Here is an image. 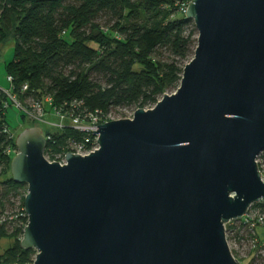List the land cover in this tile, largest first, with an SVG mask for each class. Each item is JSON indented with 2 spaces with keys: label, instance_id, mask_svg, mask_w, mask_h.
Returning <instances> with one entry per match:
<instances>
[{
  "label": "water",
  "instance_id": "95a60500",
  "mask_svg": "<svg viewBox=\"0 0 264 264\" xmlns=\"http://www.w3.org/2000/svg\"><path fill=\"white\" fill-rule=\"evenodd\" d=\"M198 32L180 85L98 148L48 162L42 128L18 134L33 264H242L225 225L264 204V0H190Z\"/></svg>",
  "mask_w": 264,
  "mask_h": 264
},
{
  "label": "trees",
  "instance_id": "16d2710c",
  "mask_svg": "<svg viewBox=\"0 0 264 264\" xmlns=\"http://www.w3.org/2000/svg\"><path fill=\"white\" fill-rule=\"evenodd\" d=\"M182 1L189 0H0V46L14 42L6 65L13 92L21 102L31 96L43 101L47 112L57 108L75 115L155 106L177 90L197 46L198 32L180 11ZM6 99L0 88V102ZM7 112H0V196L10 203L21 195L24 202L26 186L3 179L12 160L4 151L17 149L4 132L5 124L14 130ZM20 116L36 124L21 111ZM44 134L52 136L48 146L55 149L79 136L71 128ZM23 233L0 226V240H11L0 264L33 261L36 250L21 247Z\"/></svg>",
  "mask_w": 264,
  "mask_h": 264
},
{
  "label": "built area",
  "instance_id": "2783aa9c",
  "mask_svg": "<svg viewBox=\"0 0 264 264\" xmlns=\"http://www.w3.org/2000/svg\"><path fill=\"white\" fill-rule=\"evenodd\" d=\"M189 1L180 2V11L184 14L186 13ZM8 80L11 84V89H2V91L6 94V100L0 102V112L6 113V111L10 108V106L15 105L21 112H23L26 117L33 122L39 124H49L53 125L59 130H64L67 128H71L73 131L79 134V136H70L67 138L65 144L60 148L55 149L52 145L48 146V140H52L51 135H47V147L44 150L45 159L52 162H59L61 165L67 164L66 155L71 152L74 154H80L82 156L88 155L94 150L98 148V136L92 131H98L100 124L106 123V116L108 112L102 110H96L95 112L88 114H70L67 112H62L60 109L55 108L53 113L47 112L43 101L39 99H35L34 97H29L25 102H21L17 97V94L13 92V78L8 76ZM28 90V85L25 84L23 86V91ZM52 99L49 95L45 97V102L51 103ZM136 111V110H135ZM133 112V116L134 113ZM55 114L59 118L58 123H52L48 120L46 115ZM133 116L131 118H133ZM70 121L66 123L65 121ZM4 132L10 134V137L13 138V131L10 129L8 125H4ZM4 153L7 156L12 157L13 154H17V149L8 146ZM259 171L261 173V179L264 181V150L260 152L256 159ZM12 203V204H11ZM252 206L247 214L239 219H244L245 226L248 227L249 231L252 234L255 232L259 226H264V211L256 210ZM231 222L225 225L226 227V238L231 248V240L230 233H233L234 228L230 225ZM28 224V216L25 211V206L23 202V198L21 195L16 197H12L10 203L5 200L2 196H0V226H3L5 230L11 231L16 228H23ZM255 242V249H264V241H253ZM252 242V243H253ZM254 244V243H253ZM258 247V248H257ZM35 260V256L33 261L30 264H33ZM259 261L258 255L252 258L250 264H257ZM264 264V260L262 261ZM242 263V262H241Z\"/></svg>",
  "mask_w": 264,
  "mask_h": 264
},
{
  "label": "rangeland",
  "instance_id": "374dc122",
  "mask_svg": "<svg viewBox=\"0 0 264 264\" xmlns=\"http://www.w3.org/2000/svg\"><path fill=\"white\" fill-rule=\"evenodd\" d=\"M14 57V42H11L5 46H0V88L2 89H11V84L8 80V74L6 71V65L9 63ZM189 61L186 62V64ZM154 107V106H153ZM151 107V108H153ZM151 108H145V109H151ZM134 106H126L124 108H116L113 109L111 112H108V115L106 116V122L113 121V120H119V119H127L131 118L133 116V112L135 111ZM53 113V112H52ZM48 120L52 123H58L59 118L55 114H49L46 115ZM7 119L9 123L11 124V127L14 128L13 130V138L16 141L17 136L19 133H21L24 129L33 127V126H39L42 128L43 133L46 132V130H49L52 133L57 132L59 129L54 127L53 125H43L36 123L35 125H30L28 123L25 124L24 120L20 116L19 109L12 105L8 109L7 112ZM66 123H69L70 121L66 120ZM45 135V134H44ZM18 152V150H17ZM15 156V154L12 155V158ZM12 177L11 173H6L3 176V179H8ZM27 188V186H26ZM256 210H263L264 207L261 205H254ZM230 225L234 228L233 233H230L231 240V251L236 259H238L242 264H250V261L252 258L258 255L259 261L257 264H263L264 260V249H255V241H264V226L258 227L256 230V233L249 231L248 227L244 224L243 220H233L231 221ZM254 244H253V243ZM11 245V240L8 238H2L0 240V253L4 252L9 246ZM258 248V247H257Z\"/></svg>",
  "mask_w": 264,
  "mask_h": 264
}]
</instances>
